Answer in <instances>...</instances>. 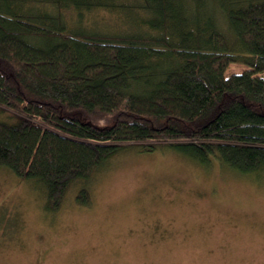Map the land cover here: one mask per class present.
<instances>
[{
	"label": "trees",
	"instance_id": "obj_1",
	"mask_svg": "<svg viewBox=\"0 0 264 264\" xmlns=\"http://www.w3.org/2000/svg\"><path fill=\"white\" fill-rule=\"evenodd\" d=\"M94 9L128 30L66 21ZM0 110V166L52 209L129 143L264 170V0H0Z\"/></svg>",
	"mask_w": 264,
	"mask_h": 264
},
{
	"label": "rangeland",
	"instance_id": "obj_2",
	"mask_svg": "<svg viewBox=\"0 0 264 264\" xmlns=\"http://www.w3.org/2000/svg\"><path fill=\"white\" fill-rule=\"evenodd\" d=\"M65 17L128 30L108 9L80 23ZM245 68L233 62L226 74ZM159 143L121 148L72 181L57 209L43 185L0 166V264H264V170L201 162Z\"/></svg>",
	"mask_w": 264,
	"mask_h": 264
}]
</instances>
